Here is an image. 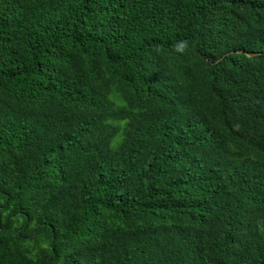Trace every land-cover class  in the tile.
<instances>
[{"label": "trees", "instance_id": "trees-1", "mask_svg": "<svg viewBox=\"0 0 264 264\" xmlns=\"http://www.w3.org/2000/svg\"><path fill=\"white\" fill-rule=\"evenodd\" d=\"M0 264H264V0H0Z\"/></svg>", "mask_w": 264, "mask_h": 264}]
</instances>
